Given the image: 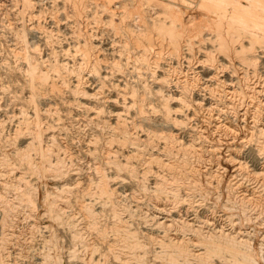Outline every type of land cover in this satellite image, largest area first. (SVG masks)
<instances>
[{
    "label": "rangeland",
    "instance_id": "374dc122",
    "mask_svg": "<svg viewBox=\"0 0 264 264\" xmlns=\"http://www.w3.org/2000/svg\"><path fill=\"white\" fill-rule=\"evenodd\" d=\"M119 2L125 4L120 5ZM231 16L239 20V23L246 24V29L228 28L226 23ZM157 19L164 22L163 29L157 27ZM216 21L221 23L220 26L215 25ZM258 36H264V0H0V122H2L0 123V200L2 201V203L0 201V264H56L55 262L58 264H84L85 260H81L84 259L81 255L82 248L71 237V234L76 232L81 233L82 237L85 235V239H82L90 246L93 264L174 263H170V259H168L173 253H163L159 245L156 244L157 240H153L156 238L161 240L164 236V230L159 227L158 223H161L163 216H170V219L182 220V222L192 221L194 218L199 221L207 220L220 224L222 219L230 215L231 211L219 207L223 199L226 202L230 201V205L234 203L236 205V199L233 197L231 200L232 195H228L227 192V195L225 194L223 188L227 190L228 187L225 186L227 182L221 179V171L217 173L218 175L216 174L218 177L215 176L216 179L212 180L213 183L218 181L217 183L221 186L216 184L218 189L214 188L208 191L210 194L205 190L208 189L205 188L206 185H203L206 176L202 178L203 175L199 174V171L208 172L210 167L215 169L217 162L219 166L216 170L224 165L226 162L222 158L223 154L228 153L225 152V149L228 148L232 162H242L243 164L241 169L244 168V170L239 171V174H250L251 171L252 174L256 172V175L259 176L258 179L261 177L258 185L263 186V189L258 187L260 190L258 196L262 197L258 201V203L260 202L258 210L263 216L264 152H255L253 144L242 145L240 142L242 139L248 138L250 130L254 133L253 128L250 129L252 115L254 116L256 113L261 115L263 112L264 116V42H261ZM247 56L253 58V64L243 58ZM40 76L45 77V84L39 83ZM134 92L135 94H133ZM162 98L168 100L169 115L167 118L162 111ZM177 99L181 102L179 101V103ZM182 101H185V105H189L188 114L184 111V106H180ZM232 105L235 106H233L234 109ZM88 106L91 109L87 108ZM201 106L204 108L207 106V109L200 108ZM227 106L228 108H226ZM138 107L142 108L144 117H140L138 114ZM209 108H212L213 111L212 109L209 111ZM252 108L253 111H251ZM95 111L100 112L101 118L89 123L91 113ZM114 112L122 116V122L123 125L125 124V131L129 137V142L126 145H121L122 150L118 149L119 151L114 144L119 140V142H123L124 138L121 135H111L109 132L116 125L113 115L110 114ZM243 115L250 116H246L244 119ZM224 116L227 118L225 117V119ZM148 122L150 124H147ZM204 123L207 125L205 126ZM222 123H225L229 129L232 125L230 130L234 131L231 134H229L230 130L226 133L221 132L222 129L218 125H223ZM244 123L246 126L248 125L247 129ZM242 124L243 126H241ZM107 125L109 126L107 127ZM197 127H201L200 131ZM208 129L209 131H207ZM36 130L38 131L36 132ZM147 133L149 141L144 136ZM149 133H152V136ZM244 133L246 136L243 135ZM107 135L112 136L113 140L116 139L114 142L112 140L113 143L110 144L112 146L109 147L114 151L113 153L111 151L110 156L120 170L118 173L113 163H104L100 154V149L104 147L103 144L109 138ZM161 136L163 138H157ZM162 143H167L166 145L169 146H164ZM28 144H31L32 148ZM204 144L207 145V148L208 145L218 147L214 158L205 154L204 151L207 148ZM219 144L221 145L219 146ZM45 146L52 148L53 152L50 151L48 155L52 159L53 165H59L60 169H52L54 171L52 172L49 171L51 166L46 167L48 170H43L44 174L41 176L38 173L43 171L33 170L30 165L39 158L38 150H34V148L45 149ZM189 146L200 148L204 154L201 163L197 162L196 176L193 177L198 180L191 179L194 185L200 189L198 191L202 189L203 193L198 192L204 194L201 195L202 199L206 195L204 201L202 199L201 202L200 200L195 201L196 197L194 198L191 193L188 194L186 191L187 195L178 186L174 190H178L175 192V197L152 190L155 168L153 165L147 164L150 163L149 161L143 163L142 155L148 158V154H151V157H155L157 154V157L159 155L162 158L157 150L160 151L163 147L168 152L171 150L169 153L171 157L174 155L178 157L182 150L190 148ZM28 147L30 150L27 149ZM148 147L152 149L145 150ZM182 147L183 149L180 150ZM14 151L19 153V155L16 153L18 157ZM151 151L154 153L153 156V153H148ZM22 152H26V154L23 153L24 158H22ZM132 153L137 154L134 156ZM126 155L130 160L132 157L134 158L132 161L129 160L132 162L131 165L133 164L132 168L139 170L137 166L143 167L146 175L142 171H136L132 175L128 173L122 166L125 157L127 158ZM189 155L190 157H187L190 159V164L196 165L195 157ZM137 156L138 160L141 159L139 165L135 163ZM31 161L32 163H30ZM178 165L180 166L176 162L174 167L177 168ZM226 165L224 168L227 167L226 170L232 177L234 171L231 170L232 168H228L231 164L226 163ZM147 169L150 170L148 173ZM98 171L105 174L106 186L112 191L110 200L105 199V195L100 196L96 190ZM37 175L39 177H36ZM176 176L179 178L176 177L171 182L181 184V182L186 183L189 180L181 177V174ZM121 178L125 180H121ZM18 179L24 181L17 182ZM199 184L204 187L202 188ZM25 187L26 189H24ZM129 193L131 195L135 193L139 198L134 194L130 196ZM161 194H164V197ZM215 195L221 196L222 199ZM191 197L192 199H189ZM210 197H214L213 201ZM174 198L176 199L174 200ZM76 199L83 201L92 212L94 217L92 228L85 225L81 213L75 206ZM219 199L220 201H218ZM207 200L208 202H206ZM65 201L68 204H63ZM226 206H229L228 202ZM50 208L52 210H48ZM58 209L59 211L63 210L64 213L58 212ZM154 210H158V213ZM177 211H180L179 214ZM210 211L214 213H210ZM165 213L168 214L165 215ZM154 215L156 218H153ZM247 215L249 216V213L246 212L238 214V216L235 214L232 219L234 222L244 219L236 224L239 226L244 221L243 226H239L240 229L250 235L253 240L252 244L256 243L252 249L254 252L257 251L256 253L252 252L256 259V261L253 260V263L263 264V255L261 256L259 247L260 252H258L257 241L254 239L257 238L255 232H258V238L260 235H264V226L257 225ZM71 217L73 220H70ZM75 217L76 219H74ZM153 219L154 221H152ZM77 221L79 223H76ZM245 222L246 224L249 222L246 227L244 226ZM71 224L75 227L74 231L69 227ZM59 225L61 226L59 227ZM122 226L123 229L124 227L128 228L125 229L127 234L132 232L129 235L135 237L134 241L142 247H138L140 251L136 247L132 249L127 244L124 245L125 243L118 241L116 231ZM211 226L209 225V227ZM79 227L80 229H76ZM91 232L99 234L97 239ZM147 236H150V239L152 236L151 243ZM186 236H189L188 232ZM46 239L49 240V244H47L48 241H45ZM43 240L46 242L45 244ZM153 246L155 247L153 248ZM144 248L145 250H143ZM150 254L153 258L150 257ZM78 256L81 258L79 259ZM182 256L178 257L177 264H184L185 257L183 259Z\"/></svg>",
    "mask_w": 264,
    "mask_h": 264
},
{
    "label": "bare ground",
    "instance_id": "6f19581e",
    "mask_svg": "<svg viewBox=\"0 0 264 264\" xmlns=\"http://www.w3.org/2000/svg\"><path fill=\"white\" fill-rule=\"evenodd\" d=\"M24 1V0H23ZM219 1V0H218ZM112 3V2H111ZM120 3V5H124L125 3L124 2H119ZM173 3V2H172ZM114 4V3H113ZM115 5V4H114ZM119 6V5H118ZM117 6V7H118ZM106 7V6H105ZM110 9V8H109ZM175 17V16H174ZM157 21V27L159 28V29H163L164 28V22L161 20V19H157L156 20ZM220 22H218V21H216L215 22V25L216 26H220ZM227 27L228 28H235V29H246V27H247V25L246 24H244V23H239V20H237V19H235L234 17H230L229 19H228V21H227ZM204 36V35H203ZM259 37V36H258ZM259 39H260V41L261 42H264V36L263 37H259ZM27 55V54H26ZM248 63H250V64H253L254 63V60H253V58L251 57V56H247V57H243ZM27 64H28V62H27ZM32 64V63H31ZM28 66H29V64H28ZM162 68V67H161ZM67 69V68H66ZM29 70H30V68H29ZM37 70H38V68H37ZM58 71V70H57ZM29 73V72H28ZM59 75H60V73H59ZM63 75V74H62ZM61 75V76H62ZM60 76V77H61ZM63 77V76H62ZM165 78V77H164ZM66 79V78H65ZM61 81V80H60ZM77 81V80H76ZM101 81V80H100ZM45 82H46V79H45V77H42V76H40L39 77V83L40 84H45ZM62 82H63V79H62ZM159 82V81H158ZM161 83V82H160ZM159 83V84H160ZM205 84V83H204ZM207 85V84H206ZM232 85V84H231ZM120 87V86H119ZM146 87V86H145ZM201 87V86H200ZM195 88V87H194ZM199 88V87H198ZM234 88V87H233ZM204 89V88H203ZM225 89V88H224ZM79 91V90H78ZM80 91H82V90H80ZM167 91V90H166ZM170 91V90H169ZM236 91V90H235ZM258 91V90H257ZM155 92H156V90H155ZM158 92V91H157ZM163 92H164V90H163ZM87 93V92H86ZM181 93V92H180ZM186 93V92H185ZM133 94H135V92L133 93ZM150 94V93H149ZM160 94H162L163 95V93H160ZM167 94V93H166ZM225 94V93H224ZM233 94V93H232ZM32 95V94H31ZM74 95V94H73ZM87 95V94H86ZM99 95V94H98ZM169 95H171L170 93H169ZM182 95V94H181ZM180 95V96H181ZM187 95V94H186ZM214 95V94H213ZM247 95V94H246ZM254 95H256V94H254ZM171 96H173V95H171ZM170 96V97H171ZM230 96H231V94H230ZM253 96V95H252ZM214 97H215V95H214ZM232 97V96H231ZM253 97H255V96H253ZM160 98V97H159ZM168 98V97H167ZM175 98V97H174ZM178 98V97H177ZM193 98V97H192ZM217 98V97H216ZM132 99H133V97H132ZM139 99V98H138ZM148 99H150V98H148ZM147 99V100H148ZM163 99V98H162ZM191 99V98H190ZM229 99V98H228ZM231 99V98H230ZM151 100V99H150ZM178 100V99H177ZM182 100V99H181ZM184 100V99H183ZM188 100V99H187ZM115 101V100H114ZM168 101V100H167ZM166 101V99H163V102H162V111H163V113L165 114V118H167L168 117V115H169V113H168V110H169V108H168V105H167V102ZM180 100H178V102H179ZM186 101V100H185ZM185 101H182L183 103L185 102ZM192 101V100H191ZM190 101V102H191ZM139 102V101H138ZM181 102V101H180ZM179 102V103H180ZM193 102H194V99H193ZM193 102H191V103H193ZM199 103H200V101H198ZM197 102V103H198ZM202 102V101H201ZM183 103H181V105L180 106H184V111L185 112H187V114L189 113V108H188V106H187V104L185 105V103L183 104ZM187 103V102H186ZM189 103V102H188ZM196 102H195V104H197ZM198 103V104H199ZM211 103V102H210ZM214 103V102H213ZM201 104V103H200ZM199 104V105H200ZM216 104V103H215ZM233 104V103H232ZM227 105V104H226ZM229 105H231V104H229ZM257 105V104H256ZM187 106V107H186ZM203 106V105H202ZM200 107V108H203V109H205L204 107ZM210 106V105H209ZM214 106V105H213ZM234 105H232V107H233ZM253 106H254V104H253ZM261 106V105H260ZM90 106H88L87 108H89ZM148 107H149V104H148ZM154 107V106H153ZM198 107V106H197ZM215 107H217L216 105H215ZM220 107V106H219ZM218 107V108H219ZM235 107V106H234ZM234 107H233V109H234ZM258 107V106H257ZM224 108H225V106H224ZM226 108H228V106L226 107ZM256 108V107H255ZM89 109H91V108H89ZM94 109V108H93ZM93 109H92V111H93ZM207 109V108H206ZM212 109V108H211ZM211 109L209 108V111H211ZM220 109V108H219ZM230 109V108H229ZM242 109V108H241ZM246 109V108H245ZM256 109H258V108H256ZM202 110V109H201ZM109 111V110H108ZM115 111V110H114ZM171 111H172V109H171ZM176 111H177V109H176ZM212 111H213V109H212ZM220 111H221V109H220ZM220 111H219V113H220ZM222 111H225V109H222ZM251 111H253V108L251 109ZM258 111H259V109H258ZM89 112V111H88ZM112 112V111H111ZM137 112H138V114L140 115V117H144V112H143V110H142V108L141 107H138L137 108ZM170 112V111H169ZM182 112V111H181ZM193 112H196V111H193ZM198 112V111H197ZM234 112V111H233ZM235 112H236V109H235ZM239 112V111H238ZM246 112V111H245ZM228 113V112H227ZM247 113V112H246ZM246 113H244V114H246ZM250 113H252V112H250ZM255 113V112H254ZM102 114V113H101ZM109 114V113H108ZM111 115H113V119L116 121V125L114 126V128H112V130H109V132L111 133V135H121V137L122 138H124V140H123V142H119V141H117L118 143H116V144H114L115 145V148H117V151H119V150H122V147H121V145L123 146L124 144L126 145L127 144V142H129V137L127 136V134H126V132L127 131H125V127H124V125H123V119H122V116L120 115V114H116L115 112L114 113H110ZM186 114V113H185ZM224 114V113H223ZM253 114V113H252ZM262 114H263V112H262ZM260 115V113H256V114H254V116L252 115V117H253V119H251L252 121H251V127H250V129L251 128H253L252 129V131L254 130V133L253 132H251V130H250V132H249V136H248V138L247 139H245L244 137V139H242L240 142L242 143V145H247V144H253V146H254V151L255 152H264V129H263V126H264V116L263 115ZM138 115V116H139ZM198 115V114H197ZM209 115H211V113H209ZM229 115V114H228ZM14 116V115H13ZM107 116V115H106ZM125 116V115H124ZM194 116V115H193ZM216 116H217V114H216ZM236 115L234 114V117H235ZM238 116V115H237ZM240 116V115H239ZM244 116V115H243ZM247 116V115H246ZM246 116H244L245 118L244 119H246ZM248 116H250V115H248ZM247 116V117H248ZM108 117V116H107ZM111 117V116H110ZM209 117V116H208ZM217 117H219V116H217ZM226 116H224V118H225ZM241 117V116H240ZM101 118V115H100V112H97V111H95V112H93V113H91V116H90V118H89V123H91L90 121H98L99 119ZM211 118H212V116L210 117V120H211ZM214 118V117H213ZM216 118V117H215ZM227 118V117H226ZM225 118V119H226ZM232 118H233V116H232ZM132 119V118H131ZM175 119V118H174ZM208 119V118H207ZM217 119V118H216ZM223 119V118H222ZM229 119V118H228ZM236 119H237V117H236ZM250 119H249V121H250ZM17 120V119H16ZM125 120V119H124ZM189 120V119H188ZM199 120V119H198ZM209 120V119H208ZM213 120V119H212ZM261 120H263V121H261ZM20 121V120H19ZM59 121V120H58ZM102 121H104V120H102ZM141 121L143 122V120H142V118H141ZM141 121H140V123H141ZM144 121H146V120H144ZM214 121V120H213ZM237 121V120H236ZM249 121H246V122H249ZM106 122V121H105ZM119 122H122V123H119ZM138 122V121H137ZM217 122V121H216ZM218 122H219V120H218ZM245 122V123H246ZM0 123H2V122H0ZM87 123V122H86ZM95 123V122H94ZM109 123V122H108ZM131 123H132V121H131ZM146 123V122H145ZM175 123V122H174ZM181 123V122H180ZM188 123V122H187ZM210 123V122H209ZM220 123V122H219ZM228 123V122H227ZM230 123V122H229ZM244 123V124H245ZM97 124V123H96ZM137 124V123H136ZM147 124H150L149 122L147 123ZM185 124V123H184ZM205 124V123H204ZM212 124V123H211ZM214 124V123H213ZM221 124V123H220ZM223 124V123H222ZM38 125V124H37ZM37 125H36V127H37ZM90 125V124H89ZM103 125V124H102ZM101 125V126H102ZM105 125V124H104ZM131 125V124H130ZM152 125V124H151ZM203 125V124H202ZM207 124H205V126H206ZM209 125V124H208ZM218 125V124H217ZM236 125V124H235ZM109 125H107V127H108ZM149 127H150V125H148ZM153 126V125H152ZM187 126V125H186ZM200 126H201V124H200ZM218 126H220V128L222 129H219V130H221V132H223L224 131V133H226V132H228L230 129H232L231 127H233L232 125H231V127H230V129H229V127L228 126H226V124L224 123L223 125H218ZM217 126V127H218ZM241 126H243V124L241 125ZM248 126V125H247ZM246 126V124H245V128L247 127ZM1 127H3L2 125H1ZM31 127V126H30ZM97 127V126H96ZM144 127V126H143ZM147 127V126H146ZM236 127V126H235ZM41 128V127H40ZM63 128V127H62ZM81 128V127H80ZM105 128H106V126H105ZM134 128V127H133ZM132 128V129H133ZM136 128V127H135ZM151 128V127H150ZM196 128V127H195ZM194 128V129H195ZM198 128V127H197ZM199 128H201V127H199ZM198 128V129H199ZM203 128H205V127H203ZM207 128H208V126H207ZM214 128V127H213ZM248 128V127H247ZM246 128V129H247ZM37 129V128H36ZM106 129H108V128H106ZM168 129V128H167ZM192 129V128H191ZM211 129V128H210ZM1 130V129H0ZM39 130V129H38ZM38 130H36V132L38 131ZM41 130V129H40ZM68 130V129H67ZM95 130V129H94ZM131 130V129H130ZM141 130V129H140ZM139 130V131H140ZM213 130V129H212ZM238 130H239V128H238ZM146 131V130H145ZM144 131V132H145ZM199 131H200V129H199ZM198 130H197V132H199ZM206 131V130H205ZM207 131H209V129L207 130ZM216 131V130H215ZM215 131H213V132H215ZM232 131H234V130H232ZM232 131L230 130L229 132V134H231L232 133ZM244 131V130H243ZM248 132V130H245V132ZM23 132V131H22ZM130 132V131H129ZM148 132V131H147ZM202 132L204 133V131L202 130ZM220 132V133H221ZM31 133H33V132H31ZM30 133V134H31ZM89 133V132H88ZM137 133V132H136ZM206 133V132H205ZM235 133V132H234ZM233 133V134H234ZM128 134H130V133H128ZM132 134V133H131ZM141 134H142V132H141ZM150 134V133H149ZM152 134V133H151ZM150 134V135H151ZM197 134V133H196ZM199 134V133H198ZM236 134V133H235ZM32 135V134H31ZM40 135V134H39ZM86 135V134H85ZM153 135H155V134H153ZM200 135V134H199ZM242 135V134H241ZM243 135H245V133L243 134ZM33 136V135H32ZM35 136H36V134H35ZM34 136V137H35ZM38 136V135H37ZM78 136V135H77ZM108 136V135H107ZM113 136V137H114ZM132 136V135H131ZM145 137H146V140H148L149 139V135H148V133L147 134H145L144 135ZM152 136V135H151ZM159 136V135H158ZM211 136V135H210ZM223 136V135H222ZM237 136V135H236ZM239 136H240V134H239ZM239 136H237V137H239ZM246 136V135H245ZM0 137H1V134H0ZM3 137H4V135H3ZM52 137V136H51ZM54 137V136H53ZM62 137V136H61ZM109 138L107 139L106 137V143H104L103 144V148H101L100 149V151H101V157L103 158V160H104V163H106V164H112L113 163V166L116 168V172L118 173V170H119V168L118 167H116L117 166V164L116 163H114L113 162V160H112V158H111V156H110V154H112L114 151H112L111 149V147H109V146H112V145H110V144H112L113 142H114V140H116V139H112V136H108ZM118 137V136H117ZM133 137H134V135H133ZM166 137V136H165ZM198 137V136H197ZM231 137H233V136H231ZM235 137V136H234ZM11 138V137H10ZM38 138V137H37ZM111 138V139H110ZM115 138V137H114ZM135 138V137H134ZM157 138H163L162 136L161 137H157ZM199 138H200V136H199ZM202 138H205V137H202ZM225 138V137H224ZM227 138H229V137H227ZM226 138V139H227ZM242 138V137H241ZM35 139V138H34ZM84 139V138H83ZM152 139V138H151ZM150 139V140H151ZM235 139V138H234ZM6 140V139H5ZM36 140H38V139H36ZM39 140H40V137H39ZM42 140V139H41ZM52 140H53V138H52ZM89 140V139H88ZM112 140H113V142H112ZM145 140V141H146ZM172 140H173V138H172ZM30 141H32V140H30ZM95 141H97V140H95ZM134 141V140H133ZM149 141V140H148ZM169 141V140H168ZM177 141V140H176ZM175 141V142H176ZM190 141V140H189ZM188 141V142H189ZM192 141V140H191ZM207 141V140H206ZM210 141V140H209ZM4 142V141H3ZM34 142H35V140H34ZM40 142V141H39ZM89 142V141H88ZM144 142V141H143ZM147 142V141H146ZM153 142V141H152ZM165 142V141H164ZM178 142V141H177ZM180 142V141H179ZM199 142V141H198ZM211 142V141H210ZM239 142V143H240ZM12 143V142H11ZM28 143H29V141H28ZM31 143V142H30ZM37 143H38V141H37ZM101 143V142H100ZM130 143H131V141H130ZM130 143H128V144H130ZM172 143V142H171ZM181 143V142H180ZM213 143H215V142H213ZM221 143V142H220ZM224 143V142H223ZM230 143V142H229ZM238 143V142H237ZM1 144V143H0ZM27 144V143H26ZM87 144V143H86ZM97 144V143H96ZM136 144V146H137V142L135 143ZM142 144H147V143H142ZM152 144V143H151ZM164 146H167L166 144L167 143H162ZM189 144H190V142H189ZM188 144V145H189ZM203 144V143H202ZM36 145V144H35ZM34 145V146H35ZM39 145V144H38ZM42 145H45V144H43L42 143ZM87 145H89V143L87 144ZM91 145V144H90ZM150 145V144H149ZM155 145V144H154ZM199 145V144H198ZM197 145V146H198ZM205 146H206V148H207V145L206 144H204ZM216 145V144H215ZM221 144H219V146H220ZM225 145V144H224ZM230 145V144H229ZM28 146H30V148H32L31 147V144L29 145L28 144ZM50 146V145H49ZM92 146V145H91ZM139 146V145H138ZM148 146V145H147ZM169 146V145H168ZM167 146V147H168ZM201 146V145H200ZM199 146V147H200ZM226 146V145H225ZM228 146V145H227ZM241 146V145H240ZM27 147V146H26ZM46 147V146H45ZM44 147V148H45ZM54 147V146H53ZM125 147V146H124ZM141 147H143V146H141ZM158 147V146H157ZM185 147H186V144H185ZM190 147V146H189ZM202 147V146H201ZM222 147H223V145H222ZM222 147H220V149L222 148ZM230 147V146H229ZM37 147H35L34 148V150H38L37 151V154L39 155V158H38V160L36 159V162H34L33 160V163L34 164H32V165H30L31 166V168H33V170H36V171H43V170H45V169H47L46 167H49V166H51V167H49V171H52V172H54L53 170H59L60 169V167L58 168V166H55V165H53V162H52V159H50V157H49V152L52 150V148H45V149H41L42 147H39V148H37ZM100 148V147H99ZM99 148H98V150H99ZM138 148V147H137ZM146 148V147H145ZM151 148V147H150ZM149 147L147 148V149H145V150H147L148 151V149H150ZM152 148H153V146H152ZM151 148V149H152ZM180 148V147H179ZM218 148V147H217ZM217 148L216 147H214V145L213 146H209L208 145V148L204 151L205 152V154H207V156H209V157H213V156H215L216 154V151H218L217 150ZM226 148V147H225ZM224 148V149H225ZM235 148V147H234ZM239 148V147H238ZM27 149H29V147L27 148ZM68 149V148H67ZM119 149V150H118ZM139 149H141V148H139ZM138 149V150H139ZM156 149V148H155ZM166 148H164L163 149V147H162V150H157L160 154H161V156H162V158L161 157H159V155H158V157H157V154H156V156L155 157H151L150 155L151 154H148V156H147V154H146V156L148 157V158H146L145 157V155H142V153H140L141 155H142V162L144 163V162H150V163H147V164H149L150 166L151 165H153L154 166V168H155V174H154V176H153V189L152 190H155V191H157L158 193L159 192H163V193H165L166 195L167 194H170V195H172L173 197H175L176 196V193L175 192H178V190L177 191H174L175 189H176V187L178 186V187H180L182 190H183V192H185L186 194H187V192H188V194L189 193H191L193 196H194V198H195V201H199L200 200V202H201V199H202V196L201 195H204V194H199L198 192H201L202 191V189H201V191H198V190H200L199 188H197V186L196 185H194V182L192 181L193 179H195L196 181L198 180L197 178H193L194 176H196L195 175V173H196V171H197V166H198V163H201V158L203 157V151L200 149V148H195V147H190V148H186V149H183V147L180 149V150H182V152L180 153V152H178V153H180V155L177 157L176 155H174V156H176V157H174V156H170V154L169 153H171L170 151L168 152L167 150H165ZM170 149V148H169ZM202 149H203V147H202ZM223 149V148H222ZM18 150V149H17ZM20 150V149H19ZM30 150V149H29ZM32 150V149H31ZM53 150H55V149H53ZM96 150V149H95ZM94 150V151H95ZM115 150V149H114ZM134 150H136V149H134ZM153 150H154V148H153ZM24 151V150H23ZM27 151V150H26ZM97 151V150H96ZM111 151H112V153H111ZM141 151V150H140ZM143 151V150H142ZM146 151V152H147ZM176 152H177V150H175ZM221 151V150H220ZM232 151V150H231ZM15 152V155H17L16 153H18V152H16V151H14ZM36 152V151H35ZM51 152H53V151H51ZM91 152H93V151H91ZM139 152V151H138ZM225 152H228V153H226L225 155L223 154V158H222V160L224 161V162H226V163H230L231 164V166H229L228 168L230 169V168H232L231 170H233L232 172L234 173L233 174V176L231 177V174L228 172V170H226L227 169V167H225L224 168V165H226V163L224 164V165H222L220 168H221V170H219V169H217L216 170V168H218V166H219V164H218V162H217V164H216V168L215 169H211L212 167H210L211 166V164H210V169L208 170V172H205V173H202V172H200L199 170V174H201V175H203V177L202 178H204V176H206L205 177V179H204V183H203V185H206V187L205 188H208V189H205V190H207V192L208 191H210V190H212V189H214V188H217L216 186L217 185H219V183H217L218 181H214L215 183H213V179H216V178H214L215 176H217L218 174V172H220L221 171V179L222 180H224V182H227V184L225 185V186H227L226 188H227V190H225V188H223L224 189V191H225V194H226V192L228 193V195H232L231 197H232V199L231 200H233V197H234V199H236V205H230V201H228L227 200V202L229 203V206H226V201H221V203H220V205H219V207L221 206L222 208H224V209H226V210H229V211H231V212H229L230 213V215H228V211L226 212L227 213V215L228 216H224L225 218L224 219H222V222H219L220 224H215V223H211V222H209V221H199V220H196V219H194L193 218V220L192 221H187V222H185V221H183L182 222V220L181 221H179V220H172V219H170L169 217L170 216H163L162 218V221H161V223H158V225H159V227L160 228H162L163 230H164V236L163 235H161V236H163V238L161 239V236H160V239L161 240H158L157 238L156 239H153L152 238V236H151V239H150V236L148 237V239H150V243L152 242L151 240L153 239V240H157L156 241V244H158L159 245V248H160V250H162V252L163 253H173L171 256H169V254L168 255H166L167 257L169 256V258L168 259H170V263L171 262H174V263H171V264H177V260H178V257L180 256H182V258L183 257H185V260H184V264H186L187 262H188V264L190 263V262H192L193 264H255V263H253V260L255 259L254 257H253V254H252V252H254V251H252V249H254L253 247H255L254 245L256 244V243H254V244H252L253 242V240H251V238H250V235H248L247 234V232H244V231H242L241 229H240V227L239 226H243V223H244V221H243V223L242 224H240L239 226H237V224L236 223H240V221L244 218L243 216L244 215H242V219L241 220H238L239 222H237V221H233V219H232V217L235 215V214H237V216H238V214H243L244 212H246V213H249V216L248 217H250V218H252V220H254V222L258 225V224H261V227H263L264 226V215L262 216L261 215V213L259 212L260 210H258V205L260 206V202L258 203V201H260V199L262 198L261 196V198L258 196V191H260V190H258V187H260L258 184H259V179L261 178H259L258 179V175H256V172L255 173H251V171H250V174H248V173H246L245 175H241V174H239V171H241V170H244V168L243 169H241V167H242V162H232V160H231V154H230V149L228 148V149H225ZM23 153H25L26 154V152H22V155H23ZM119 153V152H118ZM121 153V152H120ZM135 153V152H134ZM145 153V152H144ZM148 153H153L152 151L151 152H148ZM175 153V152H174ZM222 153V152H221ZM28 154V153H27ZM36 154V153H35ZM36 154V155H37ZM59 154V153H58ZM123 154V153H122ZM133 154V153H132ZM137 154V153H136ZM136 154L134 155V156H136ZM177 154V153H176ZM189 154H191V156H194L195 158H194V160L196 161V165L195 164H190V159L188 158V157H190V155ZM237 154V153H236ZM18 155H19V153H18ZM18 155H17V157H18ZM20 155H21V150H20ZM29 155V154H28ZM52 155V154H51ZM94 155V154H93ZM114 155V154H113ZM116 155H117V153H116ZM120 155V154H119ZM124 155V154H123ZM154 155V153L152 154V156ZM173 155V154H172ZM264 155V154H263ZM115 156V155H114ZM113 156V157H114ZM122 158H123V156L122 155H120ZM127 156V155H126ZM139 156V155H138ZM138 156H137V158H136V160H137V162H135L137 165H139V161L141 160V159H139L138 160ZM188 156V157H187ZM13 157V156H12ZM21 157V156H20ZM19 157V158H20ZM38 157V156H37ZM116 157H118V156H116ZM121 157H119L120 159H121ZM125 157V156H124ZM143 157H145V159H143ZM22 158H24V155H23V157ZM25 158H28V157H25ZM115 158V157H114ZM127 158H129V156H127ZM127 158L125 157V160L123 161V163H122V166H124V168H125V170L128 172V173H130L131 175L132 174H134L136 171H142L143 173H145V171H144V168L143 167H138L137 166V168L139 169V170H136V169H134V168H132V165H131V163L132 162H130V161H132L134 158L132 157V160H130V158L127 160ZM191 158H193V157H191ZM207 158V157H206ZM214 158V157H213ZM237 158H239V157H237ZM117 159V158H116ZM20 160H21V158H20ZM23 160V159H22ZM29 160V159H28ZM115 160V159H114ZM130 160V161H129ZM239 160V159H238ZM30 161V160H29ZM28 161V162H29ZM32 161L30 162V163H32ZM122 161V160H121ZM194 161V162H195ZM206 161V160H205ZM219 161V160H218ZM234 161V160H233ZM21 162V161H20ZM27 162V161H26ZM176 162H178V164H180V166L179 167H174V164L176 163ZM223 162V163H224ZM52 163V164H51ZM121 163V162H120ZM216 163V162H215ZM214 163V164H215ZM233 163V164H232ZM253 163V162H252ZM190 164V165H189ZM221 164V163H220ZM120 165V164H119ZM141 165V164H140ZM149 165H145V166H149ZM228 165V164H227ZM226 165V166H227ZM261 165V164H260ZM7 166V165H6ZM33 166V167H32ZM121 166V165H120ZM202 166V165H201ZM64 167V166H63ZM100 167V166H99ZM135 167V166H134ZM261 167H262V165H261ZM260 167V168H261ZM264 167V166H263ZM262 167V168H263ZM50 168H51V170H50ZM118 168V169H117ZM145 168H147V167H145ZM205 168V167H204ZM7 169V168H6ZM53 169V170H52ZM121 169H123V168H121ZM150 169H152V167H150ZM258 169V168H257ZM48 170V169H47ZM61 170H62V168H61ZM230 170V171H231ZM46 171V170H45ZM66 171V170H65ZM67 171H69L68 169H67ZM66 171V172H67ZM120 171V170H119ZM150 171V170H149ZM148 171V169H147V173L149 172ZM248 171V170H247ZM57 172H59V171H57ZM64 172V171H63ZM154 172V171H153ZM246 172V171H245ZM37 173V172H36ZM61 173V172H60ZM60 173H59V175H60ZM143 173H142V175H143ZM214 173V174H213ZM242 173V172H241ZM38 174H41V176L44 174V171L42 172V173H38ZM52 174H54V173H52ZM61 174H63V173H61ZM66 174V173H65ZM97 174H98V176H97V182H96V190H97V192L100 194V196L101 195H105V199L107 198V200H110V197H111V195H112V191L110 190V189H108V186H106V179H105V174H104V172H100V171H98L97 172ZM130 174H129V176H130ZM141 174V173H140ZM152 174V175H153ZM177 174H181L182 176L181 177H183L184 179H189L186 183H182L181 182V184H177V182L176 183H173V182H171L172 180H174L176 177H178V176H176ZM217 174V175H216ZM220 174V173H219ZM260 174V173H259ZM262 174V173H261ZM54 175H58V174H54ZM145 175H146V173H145ZM148 175V174H147ZM15 176V175H14ZM22 176V175H21ZM62 176V175H61ZM139 176H141V175H139ZM12 177V176H11ZM24 177V176H23ZM23 177H21V178H23ZM36 177H39L38 175L36 176ZM133 177V176H132ZM180 177V178H181ZM201 177V176H200ZM218 177V176H217ZM231 177V178H230ZM264 176H262V178H263ZM3 178V177H2ZM14 178V177H13ZM18 178H19V174H18ZM52 178V177H51ZM134 178V177H133ZM142 178V177H141ZM179 178V177H178ZM182 178V179H183ZM124 178H121V180H123ZM135 179V178H134ZM192 179V180H191ZM221 179H218L219 181L221 180ZM19 180H22V179H18L17 180V182H19ZM125 180V179H124ZM200 180V179H199ZM263 180V179H262ZM22 181H24V180H22ZM178 181V180H177ZM7 182V181H6ZM200 182V181H199ZM263 182V181H262ZM22 183V182H21ZM139 183H141L142 184V182H139ZM196 184H197V182H195ZM261 183V182H260ZM140 184V185H141ZM147 184H149V183H147ZM217 184V185H216ZM222 184V183H221ZM1 185V184H0ZM4 185V184H3ZM16 185V184H15ZM18 185V184H17ZM200 185V184H199ZM263 185V184H262ZM261 185V186H262ZM23 186V185H22ZM63 186V185H62ZM201 187H202V185H200ZM219 186H221V185H219ZM1 187V186H0ZM6 187V186H5ZM19 187H20V185H19ZM199 187V186H198ZM200 187V188H201ZM204 187V186H203ZM202 187V188H203ZM263 187V186H262ZM262 187H260V188H262ZM68 188V187H67ZM15 189V188H14ZM21 189V188H20ZM23 189V188H22ZM24 189H26V187L24 188ZM179 189V188H178ZM218 189V188H217ZM222 189V188H221ZM263 189V188H262ZM143 190V189H142ZM149 190V189H148ZM150 190H151V188H150ZM204 190V191H205ZM26 191V190H25ZM131 191V190H130ZM174 191V192H173ZM179 191H180V189H179ZM187 191V192H186ZM217 191V190H216ZM224 191H223V193H224ZM264 191V190H263ZM26 192H28V191H26ZM29 192H30V190H29ZM60 192V191H59ZM73 192V191H72ZM95 192V191H94ZM131 192H133V191H131ZM151 192H153V191H151ZM221 192V191H220ZM6 193V192H5ZM22 193V192H21ZM58 193V192H57ZM67 193V192H66ZM201 193H203V192H201ZM206 193V192H205ZM209 194H210V192H208ZM207 193V194H208ZM213 193V192H212ZM217 193V192H216ZM230 193V194H229ZM3 194V193H2ZM135 195V193H132V195ZM179 194V193H178ZM187 194V195H188ZM208 194V195H209ZM214 194V193H213ZM220 194V193H219ZM6 195V194H5ZM63 195V194H62ZM64 195H67V194H64ZM119 195V194H118ZM125 195V194H124ZM129 195L130 196H132L130 193H129ZM137 195V194H136ZM135 195V196H136ZM156 195H159V194H156ZM161 195H163V197H164V194H161ZM185 195V194H184ZM212 195V194H211ZM217 195V194H216ZM215 195V196H216ZM221 195V194H220ZM223 195V194H222ZM227 195V194H226ZM260 195H261V193H260ZM262 195H263V193H262ZM71 196V195H70ZM154 196V195H153ZM180 196V195H179ZM179 196H177V198L179 197ZM190 196V195H189ZM188 196V197H189ZM206 196V195H205ZM204 196V197H205ZM214 196V197H215ZM219 196V195H218ZM216 196L217 198H221L222 199V197L221 196ZM224 196V195H223ZM264 196V195H263ZM2 197V196H1ZM5 197V196H4ZM3 197V198H4ZM32 197V196H31ZM81 197V196H80ZM129 197V196H128ZM127 197V198H128ZM136 197H138L139 198V196H136ZM155 197V196H154ZM158 197H160V196H158ZM184 197V196H183ZM204 197H203V201H204ZM207 197H209V196H207ZM213 197V198H214ZM224 197H226V196H224ZM229 197V196H228ZM15 198V197H14ZM17 198V197H16ZM57 198V197H56ZM63 198H65V197H63ZM69 198V197H68ZM71 198V197H70ZM126 198V199H127ZM131 198V197H130ZM138 198H136V199H138ZM151 198V197H150ZM149 198V199H150ZM182 198V197H181ZM211 198V197H210ZM213 198H211L212 200L211 201H213ZM82 199V198H81ZM121 199H122V197H121ZM133 199H135V198H133ZM152 199V198H151ZM161 199V198H160ZM176 198H174V200H175ZM179 199V198H178ZM189 199H192V197L191 198H189ZM188 199V200H189ZM207 199V198H206ZM226 199H227V197H226ZM18 200H19V198H18ZM32 200V199H31ZM34 200V199H33ZM63 200H65V199H63ZM116 200V199H115ZM158 200V199H157ZM173 200V199H172ZM180 200V199H179ZM184 200V199H183ZM188 200H187V202H188ZM208 200H209V198H208ZM208 200L206 201V202H208ZM216 200V199H215ZM1 201V200H0ZM13 201H14V199H13ZM67 201V200H66ZM64 202L63 204H68V202ZM137 201V200H136ZM148 201V200H147ZM150 201V200H149ZM159 201V200H158ZM157 201V202H158ZM162 202H164L163 200H161ZM182 201V200H181ZM190 201V200H189ZM193 201H194V199H193ZM217 201V200H216ZM218 201H220V199L218 200ZM263 201V202H262ZM261 202L264 204V200H262ZM4 202V201H3ZM19 202V201H18ZM75 202V206L77 207V210H79V212L81 213L80 215L83 217V219H84V223H85V225L87 226V227H89V228H92V226H93V219H94V217H93V214H92V212L90 211V209L89 208H87L86 206H85V204H84V202L83 201H81V200H75L74 201ZM129 202V201H128ZM155 202V201H154ZM160 202V201H159ZM166 202V201H165ZM167 202H168V199H167ZM172 202V201H171ZM178 203L180 202V201H177ZM186 202V201H185ZM191 202H192V200H191ZM190 202V203H191ZM235 202V201H234ZM239 202V203H238ZM1 203H2V201H1ZM6 203H7V201H6ZM6 203H5V205H6ZM61 203V202H60ZM126 203V202H125ZM150 203V202H149ZM151 203H153L152 201H151ZM150 203V204H151ZM177 203V204H178ZM195 203V202H194ZM214 203H215V201L213 202V205H214ZM219 203V202H218ZM156 204V203H155ZM164 204V203H163ZM176 204V203H175ZM187 204V203H186ZM196 204V203H195ZM201 204V203H200ZM204 204V203H203ZM232 204V203H231ZM3 205V204H2ZM21 205V204H20ZM62 205V204H61ZM153 205V204H152ZM158 205H159V203H158ZM172 205V204H171ZM189 205V204H188ZM192 205H193V203H192ZM216 205V204H215ZM228 205V204H227ZM131 206V205H130ZM133 206V205H132ZM147 206H149V205H147ZM160 206V205H159ZM177 206V205H176ZM191 206V205H190ZM218 206V205H217ZM67 207V206H66ZM146 207V206H145ZM155 207V206H154ZM175 207V206H174ZM220 207V208H221ZM6 208V207H5ZM5 208H3V209H5ZM53 208V207H52ZM131 208V207H130ZM150 208V207H149ZM157 208V207H156ZM170 208H171V206H170ZM186 208H187V206H186ZM220 208H218L219 210H220ZM60 209V208H59ZM59 209H58V212H63V210H60L59 211ZM132 209V208H131ZM134 209V208H133ZM144 209V208H143ZM147 209V208H146ZM159 209H161V208H159ZM158 209V210H159ZM163 209H165L164 207H163ZM162 209V210H163ZM260 209H261V207H260ZM48 210H52L51 208L50 209H48ZM56 210V209H55ZM145 210V209H144ZM149 210V209H148ZM158 210H154V211H157V213H158ZM170 210V209H169ZM183 210V209H182ZM186 210V209H185ZM184 210V211H185ZM188 210H189V208H188ZM191 210V209H190ZM208 210V209H207ZM212 210V209H211ZM214 210H216V209H214ZM222 210V209H221ZM262 210H263V206H262ZM5 211V210H4ZM127 211V210H126ZM153 211V210H152ZM151 211V212H152ZM160 211V210H159ZM164 211V210H163ZM264 211V210H263ZM262 211V212H263ZM49 212V211H48ZM61 212V213H62ZM78 212V213H79ZM145 212V211H144ZM165 212H167V211H165ZM178 212V211H177ZM176 212V213H177ZM180 212V211H179ZM179 212L177 213V214H179ZM64 213V212H63ZM147 213V212H146ZM149 213V212H148ZM154 213V212H153ZM157 213H156V215H157ZM161 213H163V212H161ZM210 213H214L213 211H210ZM222 213H223V211H222ZM221 213V214H222ZM66 214V213H65ZM143 214V213H142ZM150 214V213H149ZM148 214V215H149ZM166 214H168V213H165V215ZM173 214V213H172ZM176 214V215H177ZM189 214V213H188ZM203 214V213H202ZM263 214V213H262ZM59 215V214H58ZM73 215V214H72ZM148 215H147V217H148ZM156 215H154L155 217H153V218H156ZM174 215V214H173ZM186 215V214H185ZM207 215V214H206ZM210 215V214H209ZM214 215V214H213ZM49 216H50V213H49ZM74 216H76V215H74ZM143 216H144V214H143ZM161 216V215H160ZM172 216V215H171ZM181 216V215H180ZM237 216H235V217H237ZM240 216V215H239ZM73 217V216H72ZM72 217H71V219L70 220H73L72 219ZM81 217V218H82ZM120 217V216H119ZM146 217V216H145ZM147 217H146V219H147ZM173 217V216H172ZM216 217H217V215H216ZM219 217V216H218ZM66 218V217H65ZM68 218V217H67ZM78 218H80V217H78ZM143 218V217H142ZM142 218H140L141 220H142ZM150 218V217H149ZM148 218V219H149ZM152 218V217H151ZM174 218V217H173ZM177 218H178V216H177ZM189 218V217H188ZM191 218V217H190ZM213 218V217H212ZM238 218V217H237ZM249 218V219H250ZM49 219V218H48ZM52 219H53V217H52ZM63 219V218H62ZM74 219H76V217L74 218ZM180 219H182V218H180ZM210 219V218H209ZM219 219H220V217H219ZM239 219H240V217H239ZM245 219H247L246 217H245ZM54 220V219H53ZM85 220H86V222H85ZM151 220V219H150ZM158 220V219H157ZM184 220V219H183ZM214 220V219H213ZM244 220V219H243ZM251 220V219H250ZM249 220V221H250ZM78 221H81V220H79L78 219ZM76 222V223H79V222ZM83 221V220H82ZM147 221V220H146ZM152 221H154V219L152 220ZM159 221V220H158ZM211 221V220H210ZM219 221V220H218ZM124 222V221H123ZM143 222H145L144 220H143ZM149 222V221H148ZM185 222V223H184ZM209 222V223H208ZM247 222V221H246ZM246 222H245V227H246V225L249 223H247L246 224ZM251 222V221H250ZM253 222V223H254ZM259 222V223H258ZM56 223V222H55ZM72 223V222H71ZM152 223V222H151ZM156 223V224H157ZM253 223H252V225H253ZM58 224H59V222H58ZM67 224V223H66ZM124 224V223H123ZM126 224V223H125ZM129 224V223H128ZM142 224V223H141ZM146 224V223H145ZM255 224V225H256ZM263 224V225H262ZM72 225L73 224H71V226L69 225V227H71L72 228V231H74V229L73 228H75L74 227V225H73V227H72ZM76 225V224H75ZM142 225H144V224H142ZM154 225V224H153ZM157 225V226H158ZM209 225H212L211 227H209ZM58 226V225H57ZM61 225H59V227H60ZM67 226V225H66ZM82 226V225H81ZM126 226H127V224H126ZM129 226V225H128ZM156 226V225H155ZM154 226V227H155ZM156 226V227H157ZM249 226H251V225H249ZM63 227V226H62ZM76 227H77V225H76ZM254 227V226H253ZM94 228V227H93ZM130 228V227H129ZM242 228V227H241ZM244 228V227H243ZM254 228H256V227H254ZM258 228V227H257ZM260 228V227H259ZM70 229V228H69ZM76 229H80V227L79 228H76ZM87 229V228H86ZM125 229H126V227H124V229H123V226H122V228H119L117 231H116V236L119 238V240L118 241H121L122 243H125L124 245H128V246H130L132 249H133V247L135 248H137L138 250H139V248L141 247L140 245V247L138 246V242H135L134 240H135V237H133V236H130L129 234H131L132 232H128L129 234H127V232L125 231ZM128 229V228H127ZM126 229V230H127ZM161 229V230H162ZM245 229V228H244ZM247 229V228H246ZM252 229V228H251ZM1 230V229H0ZM71 230V229H70ZM92 230H94V229H92ZM253 230H256V229H253ZM3 231V230H2ZM44 231V230H43ZM72 231H71V233H72ZM248 231V230H247ZM259 232H260V230H258ZM262 231V230H261ZM83 232V231H82ZM187 232H188V234H189V236L187 237L186 235H187ZM263 232V231H262ZM50 233V232H49ZM70 233V232H69ZM77 233V232H76ZM72 233L71 234V237H73L72 238V240L73 241H75V242H78V244H79V246L82 248L81 250H82V253H81V255L84 257V259L82 258L81 260H85V263H89V264H93L92 263V261H93V259H92V251H91V249L89 248L90 246L88 245V243H86L82 238H84L85 237V235H84V237H82L83 235L81 234V233ZM134 233V232H133ZM249 233V232H248ZM253 233H254V231H253ZM253 233H252V235H253ZM5 234V233H4ZM85 234V233H84ZM91 234H93L94 235V237L97 239V236L99 235H97V232L95 233V232H91ZM111 234V233H110ZM250 234H251V232H250ZM256 234H257V238H255L256 237ZM49 235V234H48ZM47 235V236H48ZM132 235H134V234H132ZM149 235V234H148ZM56 237V236H55ZM253 237H254V235H253ZM255 239L254 240H256L257 241V249H258V247H259V249H260V251H261V256L263 255V258H264V235H260V237L258 238V232L256 233L255 232ZM48 238H50L49 236H48ZM155 238V237H154ZM85 239V238H84ZM137 239V238H136ZM258 239H259V241H258ZM90 240V239H89ZM44 241V240H43ZM46 242L48 241V243L47 244H49V240H45ZM44 241V244L46 243ZM142 241H144V240H142ZM54 242V241H53ZM70 242V241H69ZM255 242V241H254ZM1 244V243H0ZM58 244V243H57ZM140 244V243H139ZM154 244V243H153ZM155 244V245H156ZM150 245V244H149ZM148 245V246H149ZM152 245V244H151ZM42 246V245H41ZM45 246V245H44ZM145 246V245H144ZM157 246V245H156ZM127 247V246H126ZM139 247V248H138ZM146 247V246H145ZM155 246H153V248H154ZM95 248V247H94ZM142 248V247H141ZM150 248V247H149ZM45 249H46V247H45ZM72 249V248H71ZM120 249V248H119ZM119 249H118V251H119ZM259 249H258V252H260L259 251ZM48 250V249H47ZM142 250V249H141ZM143 250H145V248L143 249ZM142 250V251H143ZM157 250V249H156ZM155 250V251H156ZM42 251V250H41ZM43 251H45V250H43ZM126 251V250H125ZM140 251V250H139ZM256 251V250H255ZM51 252V251H50ZM76 252V251H75ZM123 252V251H122ZM145 252V251H144ZM144 252H142V254L144 253ZM157 252V251H156ZM257 252V251H256ZM256 252H254V253H256ZM121 253V252H120ZM146 253V252H145ZM144 253V254H145ZM40 254H41V252H40ZM48 254V253H47ZM46 254V255H47ZM55 254V253H54ZM124 254V253H123ZM159 254V253H158ZM258 254V253H257ZM58 255V254H57ZM133 255V254H132ZM151 255V254H150ZM157 255V254H156ZM163 255V254H162ZM161 255V256H162ZM51 256V255H50ZM55 256V255H54ZM136 256V255H135ZM155 256V255H154ZM159 256H160V254H159ZM158 256V257H159ZM164 256V255H163ZM255 256H256V254H255ZM260 255H258V257H259ZM79 257V256H78ZM131 257V256H130ZM130 257H129V259H130ZM139 257H141V256H139ZM150 257H152V255L150 256ZM171 257V258H170ZM81 257H79V259H80ZM132 258H133V256H132ZM153 258V257H152ZM256 258H257V256H256ZM260 258V257H259ZM258 258V259H259ZM263 258H262V260H263ZM41 259V258H40ZM128 259V258H127ZM126 259V260H127ZM138 259V258H137ZM144 259V258H143ZM165 259V258H164ZM167 259V260H168ZM181 259V258H180ZM184 259V258H183ZM153 260V259H152ZM166 260V261H167ZM187 260V261H186ZM260 260V259H259ZM258 260V261H259ZM82 261V262H83ZM132 261V260H131ZM138 261V260H137ZM161 261H163V260H161ZM186 261V262H185ZM254 261H256V259L254 260ZM264 261V260H263ZM135 262V261H134ZM133 262V263H134ZM164 262V261H163ZM260 262V261H259ZM50 263V262H49ZM53 263H54V260H53ZM56 264H58L57 262H55ZM84 263V264H85ZM129 263H130V261H129ZM135 263H137V262H135ZM160 263V262H159ZM180 263H183V262H180ZM192 263H190V264H192ZM261 263V262H260ZM83 264V263H82ZM121 264H122V262H121ZM124 264H126V263H124ZM167 264H168V262H167ZM179 264V263H178ZM262 264V263H261ZM264 264V263H263Z\"/></svg>",
    "mask_w": 264,
    "mask_h": 264
}]
</instances>
